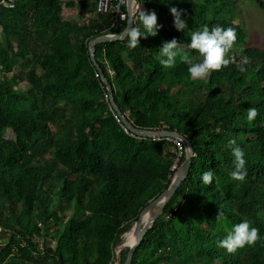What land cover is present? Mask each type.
Returning a JSON list of instances; mask_svg holds the SVG:
<instances>
[{"label":"trees","instance_id":"16d2710c","mask_svg":"<svg viewBox=\"0 0 264 264\" xmlns=\"http://www.w3.org/2000/svg\"><path fill=\"white\" fill-rule=\"evenodd\" d=\"M137 1L156 13L157 35L138 38L135 48L126 38L100 41L96 61L134 127L177 131L194 156L131 264H264V47L246 40L237 0ZM252 1L264 11L263 0ZM79 2L87 11L82 22L79 7L59 0H17L13 8L0 0V230L8 234L0 264H113L121 235L170 179L174 143L123 130L90 57L89 42L119 34L127 19L112 26L113 13ZM171 7L187 13L184 31L174 28ZM135 17L132 26L143 31ZM205 25L235 29L227 54L233 63L200 80L179 57L172 68L160 64V47L172 39L196 62L188 44ZM31 28L50 39L25 73L18 61H31ZM249 108L258 113L253 121L246 118ZM229 140L244 150L243 182L231 178ZM207 171L214 173L209 185L202 180ZM61 203L72 206L64 221L56 211ZM245 219L259 239L229 253L219 242Z\"/></svg>","mask_w":264,"mask_h":264},{"label":"clouds","instance_id":"9594fccd","mask_svg":"<svg viewBox=\"0 0 264 264\" xmlns=\"http://www.w3.org/2000/svg\"><path fill=\"white\" fill-rule=\"evenodd\" d=\"M173 17V26L177 31H184L187 27L185 19L182 16H187L183 9L171 7L169 9ZM140 26H132L133 20L136 18L131 16L129 19V27L126 29L125 37L128 41L129 48H135L139 45V39L146 36H156L161 25L157 23V15L154 11L143 12L138 11L137 14ZM236 40L235 29L222 28L220 26L213 27L211 30L208 26H202L200 30L193 31L190 36V43L188 48L196 50L199 59L194 62L193 58L181 48L176 39L162 43L159 55L160 64L166 68H172L179 57L180 61L188 65L187 71L191 78L200 80L208 77L211 72L218 71L223 67H227L230 63L234 62V58L228 57L230 49ZM249 63L248 58L245 56L241 59L238 65V70L245 72L246 65ZM258 113L255 108H249L247 111V120L253 121ZM228 147L231 150L233 157L234 170L230 173L231 178L236 181L243 182L247 176L246 160L244 150L236 144L235 140L228 141ZM214 173L207 171L202 174V180L205 184L209 185L213 182ZM259 239V229L253 227L248 220L232 226L226 237L219 242V246L226 249L229 253L235 252L245 245H253Z\"/></svg>","mask_w":264,"mask_h":264},{"label":"water","instance_id":"95a60500","mask_svg":"<svg viewBox=\"0 0 264 264\" xmlns=\"http://www.w3.org/2000/svg\"><path fill=\"white\" fill-rule=\"evenodd\" d=\"M135 5V0H127L126 4V10H127V23L125 29L120 32L119 34H102L95 38H93L88 45L89 53L92 62L97 67L102 82L106 86L107 94L110 100L111 105L116 110L117 114L122 117L123 122L134 132L137 134H140L144 137H150V138H158V137H180L184 141V143L187 146V151L185 154V158L182 161L181 165L179 166L176 176L173 177L170 182L167 184V186L163 189V191L154 197L150 202L140 211L139 216L137 220L133 223L132 229L134 230L135 234V240L134 242L128 246V251L126 253V257L122 264H131L133 254L135 252V249L138 247L140 242L142 241L144 235L148 231V229L151 227L155 219L160 215V213L163 211V208L165 204L169 201V199L174 194L175 190L183 180V178L187 175L191 159L194 156L193 153V147L190 141H188L182 134H180L177 131H171L166 129H143V128H137L132 125V123L122 115L118 107L116 106L114 99H113V90L112 86L109 83L108 79L103 75L102 69L100 68V65L96 61L95 58V44L100 41H116V40H123L125 39V32L126 29L129 27V19H130V13L131 16H134L133 9ZM146 212H150V217L147 221L144 223L142 222V215Z\"/></svg>","mask_w":264,"mask_h":264},{"label":"rangeland","instance_id":"374dc122","mask_svg":"<svg viewBox=\"0 0 264 264\" xmlns=\"http://www.w3.org/2000/svg\"><path fill=\"white\" fill-rule=\"evenodd\" d=\"M80 0H59V3L62 5L68 6V7H79L78 13L75 15L76 19L79 22H82L85 18V12ZM87 3L88 7H92V5L95 3V0H83ZM264 1V0H263ZM237 6H238V13L240 15V19L242 21L243 26L247 28V36L246 40L250 44H255L259 47H264V11L259 8L258 4L255 1L252 0H237ZM86 7V6H85ZM143 12L145 11V7H143ZM140 9V7H139ZM138 9V10H139ZM32 28L29 30L32 32ZM50 36L47 34V32L39 31V32H32L30 34V40H29V51H28V57L31 59L30 62L28 61H22L21 59L18 61L19 63H24L25 73L31 68L32 66V60L36 58V56L43 51H45L48 47ZM0 41H2V34H1V28H0ZM41 69L38 67L36 68V73H40ZM171 151L176 152L175 147L171 146ZM57 214L59 215L61 221H64L68 216L72 213V206L70 204H59L56 206ZM41 223V227L43 229V232L46 231L47 227L46 224L43 222ZM133 227V224L130 225L129 229ZM8 240V234L4 231L0 230V242H5ZM43 240L44 243H48L50 241V237H43L41 238V241ZM122 242V235L119 240V242L115 245L113 249V260L115 256V251L118 247H120V244ZM127 247H121L119 249V256L121 260V256L125 254L127 251ZM122 261V260H121ZM219 264V263H218Z\"/></svg>","mask_w":264,"mask_h":264},{"label":"built area","instance_id":"2783aa9c","mask_svg":"<svg viewBox=\"0 0 264 264\" xmlns=\"http://www.w3.org/2000/svg\"><path fill=\"white\" fill-rule=\"evenodd\" d=\"M17 0H1V4L4 6H7L9 8H13L15 6ZM127 0H95V9L97 12H111L113 13L112 16V26L121 25L123 21L127 19V11L122 12L120 10L122 5H126ZM139 5L143 4L137 0H135V5L133 9L134 17L137 14V7ZM144 7V6H143ZM114 34V33H110ZM114 116L117 119V121L122 126L123 130L127 132L130 136H136L137 133L131 130L124 122L122 117H120L117 113L114 112ZM127 117V116H126ZM142 136V135H141ZM144 137V136H142ZM153 139H167L169 141H172L174 143V147L176 150V157L174 158L171 166L169 174V182L170 180L176 176L177 170L179 166L182 163L181 157L186 154L187 146L180 137H158ZM168 182V183H169ZM39 226H41V223H39ZM42 247V246H41Z\"/></svg>","mask_w":264,"mask_h":264},{"label":"bare ground","instance_id":"6f19581e","mask_svg":"<svg viewBox=\"0 0 264 264\" xmlns=\"http://www.w3.org/2000/svg\"><path fill=\"white\" fill-rule=\"evenodd\" d=\"M140 5L137 7V9H139ZM150 217V212H146L142 215V222L144 223L145 221H147ZM135 240V234H134V230L131 228V229H128L127 231H125L123 234H122V242L120 244V247H118L115 251V258L113 260V264H122V261L120 260V256H119V249L121 247H126L128 246L129 244L133 243Z\"/></svg>","mask_w":264,"mask_h":264},{"label":"crops","instance_id":"0c3cea01","mask_svg":"<svg viewBox=\"0 0 264 264\" xmlns=\"http://www.w3.org/2000/svg\"><path fill=\"white\" fill-rule=\"evenodd\" d=\"M87 1V0H86ZM95 5V3L92 5V7ZM144 6V5H143Z\"/></svg>","mask_w":264,"mask_h":264}]
</instances>
